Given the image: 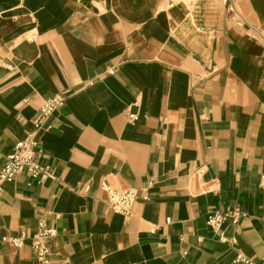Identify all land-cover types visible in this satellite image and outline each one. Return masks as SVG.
<instances>
[{
	"label": "crops",
	"instance_id": "1",
	"mask_svg": "<svg viewBox=\"0 0 264 264\" xmlns=\"http://www.w3.org/2000/svg\"><path fill=\"white\" fill-rule=\"evenodd\" d=\"M59 93L54 178L2 185L0 264H34L3 238L42 221L52 264H264V0H0V171ZM104 186L139 190L131 217Z\"/></svg>",
	"mask_w": 264,
	"mask_h": 264
},
{
	"label": "built area",
	"instance_id": "2",
	"mask_svg": "<svg viewBox=\"0 0 264 264\" xmlns=\"http://www.w3.org/2000/svg\"><path fill=\"white\" fill-rule=\"evenodd\" d=\"M169 6H176L180 0H160ZM111 71L110 74H113ZM67 96L65 93H59L46 99L38 116L33 121V130L23 140L17 142L12 151L6 156V161L0 171V195L3 192L2 185L5 182H13L23 172L27 171L30 176L42 186L45 180L54 178V173L47 167H43L39 161L42 148L40 146L39 134L44 130H50L49 120L53 114L66 104ZM139 117L135 114L129 115L130 122H137ZM203 170H200L202 173ZM108 195V203L111 209L123 214L126 217L133 215L134 205L139 197V190L128 188L125 190H115L104 186ZM247 218V214L236 208L228 211H212L207 218V225L224 239L222 226L226 223L238 224L242 219ZM170 222V220H169ZM58 233L55 228L50 227L47 222L42 221L36 234L27 236L22 232L16 237H4L3 244L13 248L20 249L28 241L35 253L34 264H52V243ZM264 261V258H263ZM237 264H256L252 259L240 253L236 258Z\"/></svg>",
	"mask_w": 264,
	"mask_h": 264
}]
</instances>
